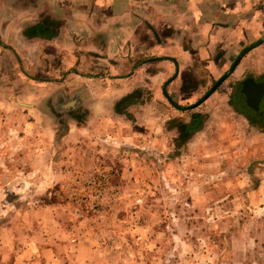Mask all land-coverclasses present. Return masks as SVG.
Masks as SVG:
<instances>
[{"label": "rangeland", "instance_id": "obj_1", "mask_svg": "<svg viewBox=\"0 0 264 264\" xmlns=\"http://www.w3.org/2000/svg\"><path fill=\"white\" fill-rule=\"evenodd\" d=\"M219 1L237 6L243 43L264 36V0ZM1 43L0 264H264V95L259 111L237 95L264 78V38L224 80L189 73L191 88L219 85L181 115L138 89L47 97L32 79L44 66Z\"/></svg>", "mask_w": 264, "mask_h": 264}, {"label": "crops", "instance_id": "obj_2", "mask_svg": "<svg viewBox=\"0 0 264 264\" xmlns=\"http://www.w3.org/2000/svg\"><path fill=\"white\" fill-rule=\"evenodd\" d=\"M236 7L219 0H37L36 7L0 11V40L18 56L26 55L27 63L44 66L32 79L43 81L47 97L64 99L84 90L97 105L104 97L112 102L138 89L140 96L166 98L181 115L211 94L204 97L211 86L189 87V73L211 79L214 72L216 81L224 80L256 47L230 70L240 52L258 40L251 35L243 43ZM40 22L53 23L51 36L35 31ZM149 79L155 80L153 91L145 87ZM158 114L162 118V110Z\"/></svg>", "mask_w": 264, "mask_h": 264}, {"label": "water", "instance_id": "obj_3", "mask_svg": "<svg viewBox=\"0 0 264 264\" xmlns=\"http://www.w3.org/2000/svg\"><path fill=\"white\" fill-rule=\"evenodd\" d=\"M263 38L264 36L252 43L251 45L245 47L237 57L240 58L246 50H248L250 47L257 45ZM232 68L233 66L230 67V70ZM216 83L218 84V82ZM263 94L264 82H259L255 80L252 76L245 77L242 81H240L238 85V97L244 100L251 108H255L258 105V101Z\"/></svg>", "mask_w": 264, "mask_h": 264}, {"label": "trees", "instance_id": "obj_4", "mask_svg": "<svg viewBox=\"0 0 264 264\" xmlns=\"http://www.w3.org/2000/svg\"><path fill=\"white\" fill-rule=\"evenodd\" d=\"M46 26H47V30H46ZM50 27H51V28L54 27L53 23H51V25H45V23L43 24V22H42V23L40 22L39 24H36V25L34 26L35 31L38 32V34H39L40 36H46V37L51 36L52 33H53V32L50 30ZM45 30H46V31H45ZM24 32L27 34V29H26ZM246 51H247V50H246ZM246 51H245V52H246ZM245 52H244V53H245ZM244 53H243V54H244ZM238 60H239V58L237 57L236 60L234 61V63H232L231 66H234V65L238 62ZM216 86H217V83H214V84L210 87V89L204 94V97L208 96L213 90H215ZM123 99H124V98H123ZM123 99H120L118 102L122 101ZM118 102H117V104H118ZM118 112H121V111L118 110ZM193 115H194L195 118H193L192 122H190V123H186V124H183V125H182V127H181V134H182V135L190 134L192 131H194L195 129H197V128L199 127L200 122H201L200 120L202 119V117L200 116L199 113H195V114H193ZM197 122H198V123H197Z\"/></svg>", "mask_w": 264, "mask_h": 264}, {"label": "flooded vegetation", "instance_id": "obj_5", "mask_svg": "<svg viewBox=\"0 0 264 264\" xmlns=\"http://www.w3.org/2000/svg\"><path fill=\"white\" fill-rule=\"evenodd\" d=\"M257 81H259V82H264V78H259V79H257ZM263 95H264V94H263ZM263 95H262L261 98L259 99V101H258V105H257L255 108H251L246 102H243V101H241V102H243L244 105L248 106V107L251 108L252 110H254V111H259L260 108L262 107L261 102H262V100H263Z\"/></svg>", "mask_w": 264, "mask_h": 264}]
</instances>
